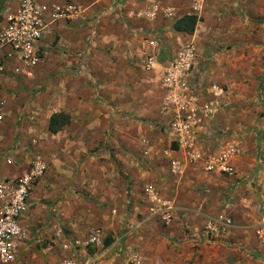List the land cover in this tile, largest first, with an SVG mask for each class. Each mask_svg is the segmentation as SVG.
<instances>
[{
	"label": "crops",
	"instance_id": "obj_1",
	"mask_svg": "<svg viewBox=\"0 0 264 264\" xmlns=\"http://www.w3.org/2000/svg\"><path fill=\"white\" fill-rule=\"evenodd\" d=\"M36 1L50 6L67 0ZM71 1L87 8L86 14L95 19V26L91 27L85 19L49 23L39 42L43 49L42 60L34 67L21 65L19 72L2 81L1 97L5 99L8 114L0 144L3 149L10 146L13 149L5 150L12 163L0 159V175L15 176L24 172V169L11 168L14 161L22 159L24 144L40 146L39 141L34 143L39 137L57 134L72 124L84 126L78 138L89 142L90 146L97 137L102 140L110 136L108 142L114 158L104 161L87 158L80 162L78 153L70 157L63 149L62 159L46 160L50 167L31 191V209L29 206L26 219L37 218L41 197H61L60 189L65 188L63 197L54 202L63 219L67 218L65 228L69 227L83 243L88 230L99 226L84 232L83 228H78V221H88V217L101 220L104 213L81 211L86 201L79 203L75 189L97 191L101 194L100 205L103 202L113 205L112 211L120 212V216L129 202L133 208L153 214L157 201L146 196V188L152 185L157 198L172 207L169 221L179 220V230H167L174 236L191 241L202 239L200 230L205 221L225 214L233 219L227 239L233 232L238 233L242 241L251 238L248 234L257 226L259 203L263 199L260 161L264 154L259 152L256 123L255 127L248 125L243 115L249 109V100L235 93L234 78H246L247 69H233L234 74L225 78L222 62H215L220 61L221 56L204 51L209 32L203 38L200 30L207 27L208 21H213L220 3L206 0L197 14L201 20L189 34L171 27L181 16L193 13L191 0H159L162 6L173 7L174 13L166 17L159 14L156 18L146 14V0ZM18 2L7 0L6 3L16 7ZM217 24L222 25V22L218 19ZM151 27L165 29L164 45L169 55L158 61L160 69L145 70L139 67L140 43L145 44L146 34L143 33ZM184 41L194 43L198 56L188 77L197 97L196 105L213 102V112L203 116L195 142L187 148L175 141L170 131L169 122L177 108L166 101L161 84L164 67ZM155 60L153 57L151 67ZM98 93L102 94L99 100ZM116 108L129 109L133 115L122 117ZM55 112L67 114L70 120L57 133H51L48 123ZM96 124L106 126L97 127L95 132L85 129ZM105 130H109L106 136ZM76 138L71 136V140ZM229 147L230 174L204 168L207 159L221 156ZM99 154L109 156L102 148ZM190 155L194 158L190 159ZM157 215L165 217L161 212ZM183 227L188 228L186 233ZM79 251L83 253L84 247Z\"/></svg>",
	"mask_w": 264,
	"mask_h": 264
},
{
	"label": "rangeland",
	"instance_id": "obj_2",
	"mask_svg": "<svg viewBox=\"0 0 264 264\" xmlns=\"http://www.w3.org/2000/svg\"><path fill=\"white\" fill-rule=\"evenodd\" d=\"M213 1L220 3V6L213 14V21H208L207 27L200 30L203 38H206V32H209L205 40H208L205 46L207 48H204V51L208 50L210 55L221 56L220 61L215 60V62H222L220 64L223 65L225 78H228L230 73L234 74L231 72L233 69L237 71L247 69L246 78L243 76L234 78L235 93L238 97L249 100V109L243 115H245L248 125L252 124L255 127L254 124L256 123L259 152L264 154V0ZM6 2L7 0H0V8ZM218 19L222 25L217 24ZM164 32L165 29L159 27H151L145 30L143 33L146 34L143 39L145 44L142 41L140 43L142 51L140 68L145 70L160 69V65H157L158 61L168 58L167 45H164ZM209 37L210 39H208ZM149 53L156 60L154 66L147 68L143 63L146 54ZM227 65L228 67H226ZM131 67L135 68L133 65ZM101 95V93L97 94L98 100ZM109 109L107 108V111ZM116 109L122 114V117L133 115L129 109ZM96 125L86 126L85 129L88 132H95L97 127L100 129V127L106 126V124ZM107 127L109 128V125ZM83 128L84 126L80 124L68 125L67 130L62 129L57 134L39 137L40 139L35 142L39 141L40 146L37 143L29 144V146L24 144L23 153L20 154L22 159L14 161L15 163L11 165V168L18 171L26 170L32 157L36 155L42 156L49 162L50 158L58 160L65 154L63 149L68 151L67 155L70 157H75L78 153L80 162L87 158L101 161L114 158L111 144L108 142L110 136L102 140L97 137L93 142L95 144L90 146L87 141H79V131ZM108 131L105 130V136L108 135ZM73 135L77 137L76 140H71ZM100 148L107 150L109 156L104 157L99 154ZM6 149L11 151L13 148L10 146ZM48 161H46V171L50 167ZM76 170L77 168L71 175L72 179L76 175ZM50 176L54 177L51 174ZM64 191L65 188L60 189L61 197H63ZM262 192L264 195V191ZM100 195L94 190L75 189V197L79 203L86 201V204L81 205V211L104 213L101 220L88 217V221H78V228H83L84 232L94 226H99L104 230L103 245L105 247L103 248L118 249L123 247L122 251L137 255L145 264H264V233L261 235L257 233L256 229L262 226L260 224L263 221V200L259 203L257 226L252 230L253 232L250 230L248 234L251 238L248 239L247 237L245 241H242L243 238L237 236L238 233L233 232L232 237L227 239L231 233V227L223 239L211 241L203 235L201 229L203 238L191 241L177 235L174 236V233L167 231L168 229L179 230V220L173 219L172 221L168 220V222L157 214H149L147 210H141L139 207L133 208L131 202L125 205L126 210L119 216L120 212L117 214L112 211L113 205L104 202L100 205ZM61 197L47 199L43 196L38 200L40 204L37 213L39 215H36L37 218L34 220H31L30 216L29 219H26L25 225L29 232L28 239L20 252L18 264H58L57 249L59 242L72 232L68 229L69 227L65 228L67 218L63 219L64 216L55 205V202L59 201ZM100 217L101 215L98 218ZM183 231L186 233L188 228L183 227Z\"/></svg>",
	"mask_w": 264,
	"mask_h": 264
},
{
	"label": "built area",
	"instance_id": "obj_3",
	"mask_svg": "<svg viewBox=\"0 0 264 264\" xmlns=\"http://www.w3.org/2000/svg\"><path fill=\"white\" fill-rule=\"evenodd\" d=\"M148 9L146 14L150 18L169 16L174 8L162 6L159 0H146ZM117 3H121L119 0ZM205 0H191L193 14L203 9ZM87 8L71 0L63 4L46 6L36 0H19L16 7L7 3L0 8V141L3 125L7 119L6 102L1 97L2 81L20 70L21 65L36 66L43 58V49L40 40L49 23L58 20L74 21L88 20L91 27L93 20L87 16ZM197 51L193 42L184 41L174 53L169 65L164 67L161 84L165 89V98L177 108L171 116L169 128L174 140L187 148L192 146L196 139V132L206 113L213 112V102L208 101L197 106V97L191 90L189 76L197 60ZM153 56L146 54L144 66L151 67ZM35 143V141H34ZM231 147L221 156L204 162L206 170L217 169L219 173L230 174L232 166L227 158ZM194 156L190 155V159ZM0 159L12 163L10 154L0 144ZM262 159L261 174L264 189V156ZM0 160V161H1ZM47 169L46 160L36 155L32 157L29 167L15 176L0 175V264H18L20 252L28 239L26 215L30 206V194L37 182L43 177ZM172 171L175 168L172 167ZM146 196L157 201L153 214L161 212L167 221L171 218L172 207L165 201H160L155 195L154 187L146 188ZM264 222V195L262 197ZM257 227V233H264V224ZM233 226V219L229 215L218 214L209 217L202 228L203 235L209 240L221 239ZM101 228H91L85 239L80 242L74 234L69 233L59 242L57 249L58 264H145L137 255L122 251V248L105 247ZM260 235V236H261ZM262 237V236H261ZM263 238V237H262ZM81 246L84 247L83 253Z\"/></svg>",
	"mask_w": 264,
	"mask_h": 264
},
{
	"label": "trees",
	"instance_id": "obj_4",
	"mask_svg": "<svg viewBox=\"0 0 264 264\" xmlns=\"http://www.w3.org/2000/svg\"><path fill=\"white\" fill-rule=\"evenodd\" d=\"M201 20L197 14H185L178 18L173 24L172 29L179 32L193 33L196 24ZM69 116L63 112H55L50 116L48 131L57 133L63 126L69 123Z\"/></svg>",
	"mask_w": 264,
	"mask_h": 264
}]
</instances>
